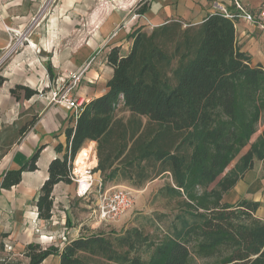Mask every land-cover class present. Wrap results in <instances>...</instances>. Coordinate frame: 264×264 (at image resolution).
Returning <instances> with one entry per match:
<instances>
[{"label": "trees", "instance_id": "trees-1", "mask_svg": "<svg viewBox=\"0 0 264 264\" xmlns=\"http://www.w3.org/2000/svg\"><path fill=\"white\" fill-rule=\"evenodd\" d=\"M150 8L140 2L138 14ZM128 38L133 43L127 55L118 47L108 55L114 71L107 92L86 103L67 128L68 151L50 162L37 208L40 218L52 217L54 186L72 181L77 154L87 141H96L93 171L101 172L103 188L122 177L137 187L166 178L157 196L170 210L153 217L164 226H156L159 233L140 226L121 233L99 230L61 248L32 242L23 253L26 264H42L51 255L60 256L59 264H195L197 258L264 264L260 202L225 200L256 160L264 167V128L252 141L264 124V64L241 49L235 20L222 12L185 27L179 19L152 30L138 27ZM11 91H24L27 98L38 94L22 84ZM38 158L39 151L20 169L9 170L3 187L20 183L24 170L37 168Z\"/></svg>", "mask_w": 264, "mask_h": 264}, {"label": "crops", "instance_id": "crops-1", "mask_svg": "<svg viewBox=\"0 0 264 264\" xmlns=\"http://www.w3.org/2000/svg\"><path fill=\"white\" fill-rule=\"evenodd\" d=\"M46 1L0 0V61L4 60L0 71V76L4 78L3 83L0 85V241L9 242L12 248L20 254L24 253L26 246L32 242L41 243L45 246H56V244H52L50 238L44 242L41 239L42 237L39 238V235L49 237L50 234L55 235L63 230L62 225L52 226L47 220L39 217L37 201L41 194V188L49 177L50 162L58 157L63 158L68 151L66 130L68 127H73L77 120L75 112L66 106L49 104L45 99L39 98L38 94L27 98L24 91H18L17 94H13L11 91L17 84L39 90L38 86L43 87L48 81L62 78L60 74L50 80L49 74L53 76V72L57 70L66 72L72 67L71 63H62L63 59L61 60V57L53 50L54 37L51 27L54 25L55 10L48 12L42 21L43 24L47 23L48 31H36L31 34L28 37L30 45L20 42L24 38L22 34H13L12 29L24 30L32 21L37 20L35 19L37 11ZM168 1L173 3L171 0ZM178 1L176 8L175 6H169L167 2L168 4L166 3L161 9V13L153 11L150 3L151 8L147 11L150 13L149 15L147 12L145 14L153 23V28L171 20V18L167 19L166 15H170V17L176 16V14L187 16L184 3L181 4L184 1ZM236 1L250 10H256L263 0H211L210 5L200 18L182 22L188 25L199 24L208 14L222 12L223 9L236 13L238 12ZM159 3L162 7L164 0H160ZM194 10H197V8H194ZM234 20L236 22V34H238L239 29L243 32L246 29L264 32V30L259 29L243 18ZM137 22L138 24H134L131 19L128 27L124 26L125 28L123 27L115 33L111 32L114 23L106 22L102 28L107 33L90 38L86 51L78 57V60L76 59L75 68L84 65L91 57H94V60L77 86L76 95L85 97L90 101L107 92V84L114 71L113 66L109 63L108 55L114 47L119 48L121 56H125L130 52L133 40L128 38V34L138 27L144 29L146 23L141 19L136 20L135 23ZM132 24H134L133 27ZM241 49L248 52L245 47ZM252 59L255 62V58L252 57ZM38 66L40 74L32 72L36 71L35 69ZM49 68L52 73L49 72ZM125 116L127 118L129 113ZM32 120V124H29ZM27 124H29L27 129L21 132V128ZM96 145V141H87L83 147H92L89 164L93 170L98 165ZM37 151H39L37 168L35 170H24L20 183L10 188L3 187L5 174L9 170L20 169L30 161ZM259 164L262 166L261 161H259ZM93 172L95 182H100L102 180L101 172ZM117 181L112 180L109 183H116ZM242 183L243 180H240L235 187ZM93 195L95 196V194ZM52 196L55 204L53 206L54 210L57 204H61V202L64 204L70 198L78 197L77 183L73 180L71 182H59L54 186ZM95 203L96 197L94 205ZM66 204L64 209L57 210V214L62 220L64 216H66V219L70 218ZM84 214L78 227L68 226L69 229L67 228L66 232L68 238L74 239L83 234L108 229V226L111 225L103 224L99 226L92 219L91 211ZM54 218H56L55 215ZM51 256H56L60 263L59 255Z\"/></svg>", "mask_w": 264, "mask_h": 264}, {"label": "rangeland", "instance_id": "rangeland-1", "mask_svg": "<svg viewBox=\"0 0 264 264\" xmlns=\"http://www.w3.org/2000/svg\"><path fill=\"white\" fill-rule=\"evenodd\" d=\"M160 0H47L46 3L41 6L37 11V15L32 23L24 28V30L13 31L14 35L22 34L24 37L20 42L23 44H31L28 40V37L36 31L47 32V23L43 24V19L48 12L56 11L55 17L53 19L54 25L51 27L53 30V50L61 60L62 63H71L72 67L66 72L57 70L53 72V76L49 74L50 80L57 75L62 76L61 80L67 79L68 75L71 73L77 72L80 68L85 66L88 62L91 63L94 60V57H91L84 65L81 67L75 68L76 61L79 56H82V53L86 51L88 47V42L90 38L96 37L98 34L107 33L106 30H103V25L106 22H113L114 28L111 32L115 33L120 31L124 26L128 27L131 22L134 24L136 20H143L145 23L144 29L152 30L153 23L150 19L147 18V15H139L138 8L140 2L142 3H151L153 11L160 12L161 9L167 3L169 6L178 5V0H171L173 3H170L168 0H164V4L161 7ZM184 1L185 9L187 11V16L182 14H176V16L170 17L166 15L167 19H180L181 21L189 22L193 18L194 20L201 17V15L206 11L207 7L210 5L211 0H180ZM212 4V3H211ZM212 6V5H211ZM197 8V10H194ZM152 11V10H151ZM150 12H147L149 15ZM141 16V17H140ZM151 16V15H150ZM40 20V21H38ZM166 20V19H165ZM41 23V25H40ZM132 24V27L133 25ZM40 25V26H39ZM45 25V26H44ZM184 27L188 24L183 23ZM125 28V27H124ZM104 31V32H103ZM27 34V35H26ZM26 37V38H25ZM237 41L241 48L245 47L248 50V54H251L254 57L255 62L261 61L264 64V32H258L256 30L246 29L241 31L238 30ZM77 59V60H76ZM4 60L0 61V71L1 66L4 63ZM64 69V68H63ZM32 71L34 73L40 74L39 66ZM66 76L65 78H63ZM60 79V78H57ZM48 81L43 87L38 89H43L47 91L49 88L47 85ZM39 93V90H37ZM146 121V118H144ZM264 128V124L260 125L258 132L253 136L252 141H254L257 136L261 133ZM88 146V145H87ZM249 146L245 147L241 154L231 163L228 169L233 168L238 162L240 156L248 150ZM77 158V157H76ZM166 178L159 177L154 180H150L141 187L132 185V181L120 178L116 183H107L108 187L121 186L126 187L130 190L134 197L133 206L127 210V212L122 215L117 221L109 223L108 229L104 231H114L116 233H121L124 229L140 226L143 227L147 232H154L156 226H164L163 222L158 223L154 222L156 212H169V207L167 205V200L165 198L157 196L159 188L164 184ZM243 183L225 195V200L228 202H237L243 199H249L260 202V207L257 211V216L264 219V167L259 164V161H255L254 168L247 171L244 177L241 179ZM82 199H79V198ZM78 197L70 198L66 203L57 204L54 207V215L58 223L50 224L52 226H61L64 229V226H73L78 227L80 220L84 217V213L92 211L95 196L92 194L89 197ZM65 204L68 207L70 218L66 219V216L63 217V220L59 218L57 210L64 209ZM55 205V204H54ZM69 229V228H68ZM67 232L66 229L62 230ZM62 231L58 232L61 233ZM159 233V231H155ZM67 235V233H66ZM48 241L49 237H45L42 234L39 235V238ZM68 237V235H67ZM51 240V239H50ZM42 242V243H44ZM52 244L61 247L63 241L60 238H54L51 240ZM49 243V242H48ZM46 244V243H44ZM148 254H145L144 257H147ZM212 259H200L197 258L195 264H210ZM28 262L27 257L22 253L14 250L9 242H4V248L0 247V264H26ZM44 264H59V260L56 256H51L46 260Z\"/></svg>", "mask_w": 264, "mask_h": 264}, {"label": "built area", "instance_id": "built-area-1", "mask_svg": "<svg viewBox=\"0 0 264 264\" xmlns=\"http://www.w3.org/2000/svg\"><path fill=\"white\" fill-rule=\"evenodd\" d=\"M236 6L238 12L232 13L223 9L222 13L232 19L243 18L259 29L264 30V0L256 10H250L237 1ZM12 30L14 31L15 29ZM89 66L90 63L88 62L77 72L68 75L67 79L61 80L60 78L50 81L47 85L49 89L47 91L39 89L38 97L45 99L49 104L66 106L68 109H72L77 116L85 104L89 102L87 98L79 97L75 93ZM70 176L77 183V192L80 197L86 198L95 194L96 203L91 212L92 219L99 226L117 221L134 204V197L129 189L121 186L103 188L101 181L95 182L93 168L90 165H86L84 169H80L77 164V158L73 161ZM53 211L52 217L47 220L51 224L58 223L56 218H54ZM64 229L67 230V225L64 226ZM60 237L63 241L61 247L70 241L65 231L49 235L51 240Z\"/></svg>", "mask_w": 264, "mask_h": 264}, {"label": "bare ground", "instance_id": "bare-ground-1", "mask_svg": "<svg viewBox=\"0 0 264 264\" xmlns=\"http://www.w3.org/2000/svg\"><path fill=\"white\" fill-rule=\"evenodd\" d=\"M92 151V147H89V148H82L78 155H77V164H78V167L80 169H84V167L86 165H90L89 164V156H90V152ZM93 161V160H92Z\"/></svg>", "mask_w": 264, "mask_h": 264}]
</instances>
